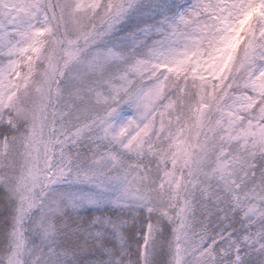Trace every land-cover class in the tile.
<instances>
[{
	"label": "snow or ice",
	"instance_id": "snow-or-ice-1",
	"mask_svg": "<svg viewBox=\"0 0 264 264\" xmlns=\"http://www.w3.org/2000/svg\"><path fill=\"white\" fill-rule=\"evenodd\" d=\"M0 264H264V0H0Z\"/></svg>",
	"mask_w": 264,
	"mask_h": 264
}]
</instances>
